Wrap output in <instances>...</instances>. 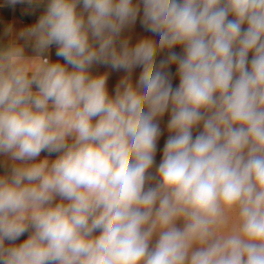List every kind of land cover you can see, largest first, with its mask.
I'll return each mask as SVG.
<instances>
[{"label":"clouds","instance_id":"9594fccd","mask_svg":"<svg viewBox=\"0 0 264 264\" xmlns=\"http://www.w3.org/2000/svg\"><path fill=\"white\" fill-rule=\"evenodd\" d=\"M142 5L158 42L117 47L141 11L133 0H48L18 36L35 57L0 47V155L12 163L0 176V264H264V0ZM52 45L64 64L43 55ZM97 63L128 73L114 96L107 74H90ZM41 152L59 156L36 162Z\"/></svg>","mask_w":264,"mask_h":264},{"label":"crops","instance_id":"0c3cea01","mask_svg":"<svg viewBox=\"0 0 264 264\" xmlns=\"http://www.w3.org/2000/svg\"><path fill=\"white\" fill-rule=\"evenodd\" d=\"M134 4H139L140 6V13L135 21L134 24H131L122 31L119 39L117 40V47H119V41L127 39L129 41L130 46H135L141 39L149 38L154 41L159 40L157 35H154L151 32H148L142 27L141 19L143 16V5L142 0H133ZM48 0H33L30 4L28 0H24L23 3H16L12 5L9 3V0H0V47H4L8 45L12 41H16L18 44L24 46V55L28 58H33L37 55L34 51V42L33 41H25L22 39H18L19 33L24 31L25 29L34 26L39 18L45 14L47 9ZM77 11H82V4L77 5ZM87 14L85 13V16ZM229 19H234L233 16H229ZM247 24L245 23L242 25V29L246 30ZM178 54L183 53V46L176 45L173 49ZM57 46L52 45L50 48L45 52L43 55L49 60L51 63H61L64 64V60L56 55ZM253 53H249V60H251ZM167 57V50L164 52H158L156 60L157 64L163 59ZM178 66L176 64H172L168 67V72L170 73L171 83L173 88L178 87L180 83V78L177 72ZM69 70L71 67L69 66ZM142 67H135L130 75V80L133 86L136 85L139 76L142 72ZM90 74L93 76L107 74V82L106 88L108 91L109 96L115 95V89L121 79L125 76H128V73L121 70V71H113L109 66L103 64H93L90 68ZM33 91H36L35 87ZM69 143L72 141L69 140ZM158 143V140H157ZM162 152L160 151L158 145H156V151L154 155V164L151 169H149V174L152 176H156L157 168L161 163L162 159L160 155ZM59 156V153H53L49 155L47 152H41L40 156L37 158L36 162H39L42 159H48L49 163L55 161ZM163 158V157H162ZM12 163L11 161L3 156L0 155V176L9 175L11 172ZM157 180L153 179L150 181L146 187L155 186ZM60 200L57 197L55 203H59ZM177 225V224H176ZM32 229L30 228L28 232L22 235L18 240L14 242H10L5 240V247L10 246H19L21 243L26 241L29 236L32 234ZM94 235H99V232L94 233ZM158 239V236L154 235L149 247L152 248L155 246V243Z\"/></svg>","mask_w":264,"mask_h":264},{"label":"rangeland","instance_id":"374dc122","mask_svg":"<svg viewBox=\"0 0 264 264\" xmlns=\"http://www.w3.org/2000/svg\"><path fill=\"white\" fill-rule=\"evenodd\" d=\"M170 118H171L170 109H169V111H166L161 117L158 118V123H159V127L161 130V135L158 137V139H157L158 143L156 142V145H158L160 151L162 152V154L160 155L161 159L163 157V151H164L165 143H166L169 135L171 134L169 132V129H168V123H169ZM202 130H203V126L201 123V125H199L193 129V137L198 135ZM176 224H177L176 225L177 227L182 228L183 227V220H178L176 222Z\"/></svg>","mask_w":264,"mask_h":264}]
</instances>
